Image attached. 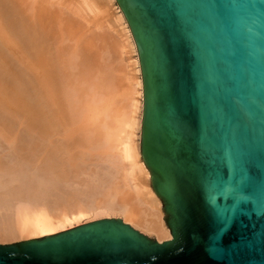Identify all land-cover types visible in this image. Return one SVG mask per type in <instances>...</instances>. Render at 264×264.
<instances>
[{
	"label": "water",
	"instance_id": "water-1",
	"mask_svg": "<svg viewBox=\"0 0 264 264\" xmlns=\"http://www.w3.org/2000/svg\"><path fill=\"white\" fill-rule=\"evenodd\" d=\"M142 159L171 238L121 218L0 243V264H264V0H116Z\"/></svg>",
	"mask_w": 264,
	"mask_h": 264
},
{
	"label": "bare ground",
	"instance_id": "bare-ground-1",
	"mask_svg": "<svg viewBox=\"0 0 264 264\" xmlns=\"http://www.w3.org/2000/svg\"><path fill=\"white\" fill-rule=\"evenodd\" d=\"M114 1L82 0L83 8H76L73 0H0V127L14 131L13 122L19 118L37 133L34 143L30 140L32 146L19 155L21 166L7 167L0 156V175L7 177L0 178V211L8 214L0 219L4 242L55 234L104 215L117 216L158 241L171 238L140 155L143 81L134 37L122 10H113L107 23L117 38L111 32L96 33L82 14L89 10L91 15L92 9L106 17ZM109 36L120 61L114 69L104 57L109 66L100 64ZM124 52L135 57H126L130 61L125 63ZM117 77L125 83L118 84L116 92ZM17 135L13 140L21 145ZM113 155L119 159L111 164L117 168L116 176L109 181L107 172L108 180H99L108 185L99 184L101 188L89 183L99 181L87 179L96 158L108 160ZM25 162L33 163L40 178L33 179L31 173V178L20 179ZM85 196H93L90 204ZM15 202H22L16 210Z\"/></svg>",
	"mask_w": 264,
	"mask_h": 264
},
{
	"label": "rangeland",
	"instance_id": "rangeland-1",
	"mask_svg": "<svg viewBox=\"0 0 264 264\" xmlns=\"http://www.w3.org/2000/svg\"><path fill=\"white\" fill-rule=\"evenodd\" d=\"M69 1L72 2V0H69ZM77 1H78V2H77ZM73 2H74V7H76V8H80V7H82V8H83V5L81 4L82 0H73ZM73 2H72V3H73ZM75 2H76L77 4H76ZM72 3H71V4H72ZM80 5H81V6H80ZM113 5H114V6H113ZM79 6H80V7H79ZM118 6H119V5H118L117 1L115 0V1L112 3V6H110V9H109V7H108V9L110 10L109 12L107 11L108 14H107V13H104L105 16L107 15L106 17H104L103 15H100V14H99V16H98L97 14L94 13V11H92V9H91V13H92V14L94 13L93 15H92V14L90 15V11H89V10H88V11H85V10H84V12H83L82 14L86 17V24H87L88 26H92V27H94L93 29H94V31H95L96 33H99V34H100V32H101L102 34H105L106 32H109V33L111 32L109 35L111 36V34H113V35H115V37L117 38V37H119V36H118V35L116 34V32L113 30L112 25H111V24L109 25V24H107V23H109L108 20H110L111 17H112V16H111V13L113 14V10H115V11H116V10H117V11L120 10V11H121L120 6H119V7H118ZM115 8H117V9H115ZM119 8H120V9H119ZM87 12H88V13H87ZM85 13H86V14H85ZM88 14H89V15H88ZM94 15H95V17H94ZM108 15H109V16H108ZM92 16H93V17H92ZM101 16H102V18H104V19L100 18L101 20L99 19V21H98V17H101ZM93 20H94V21H93ZM125 20H126V18H125ZM92 21L94 22V24H95V21H96V25H95V26H97V24H99V22H100V25H103V27L101 26L103 29L99 27L100 25H98L97 27H95V26L93 25ZM105 21H106V22H105ZM106 24H107V25H106ZM127 24H128V23H127ZM113 26H114V24H113ZM128 26H129V25H128ZM98 28H99V29H98ZM110 28H111V29H110ZM129 29H130V27H129ZM102 30H103V31H102ZM113 35H112V36H113ZM110 36H109V38L107 37L108 40H107V42H106V43H107V46L109 45V46L106 48V49H108V50H106V49L104 50V48H103V50L106 51L107 53H105V52L102 53L103 56H102V59H101V61H100V64H102V67H106V66H109L108 64L111 63L110 66H109V68H110V67L112 68V66H113L112 64H114V66H115V67L113 66V69H114V68H118V66H116V65H118V62H120V61H119V59H117V57H118V54H116L117 51L115 52V51H114V48H113V47H110V46H113V42H112V39H111ZM113 37H114V36H113ZM109 39H110V40H109ZM127 50H128V49H127ZM104 53H105V54H104ZM125 53H126V54H125ZM106 54H107V55L109 54L108 58H107V55H106ZM113 54H114V57H115V58L113 57ZM115 54H116V55H115ZM133 54H134V55H133ZM133 54H127V52H124L123 59H124V61H126L125 63H128L127 60L130 61L129 59H127L128 57H130V56H131V57H132V56L135 57V53H133ZM104 55H105L106 57H105ZM116 56H117V57H116ZM103 57L106 58V60L109 59V60H108L109 62L107 61L108 64H107V62L104 61V58H103ZM126 57H127V58H126ZM111 58H112V59H111ZM118 58H119V57H118ZM113 59H114V60L116 59L117 61H113ZM125 59H126V60H125ZM132 59H133V58H132ZM103 61H104V62H103ZM101 62H102V63H101ZM105 63H106V64H105ZM115 63H116V65H115ZM103 64H104V65H103ZM105 65H106V66H105ZM120 66H121V65H120ZM109 68H108V69H109ZM122 72H123V71H122ZM122 74H123V73H122ZM137 76H139L138 73H137ZM121 78H122V77H121ZM121 78H120V77H117L116 80H118V79L120 80ZM116 80H115V81H116ZM119 80H118V81H119ZM121 80H123V79H121ZM121 80H120V82H121ZM115 81H114V84H115L114 91L117 90L116 86H117L118 84H119L120 87L124 86L125 81H124V82H121V83H119V82L117 83V82H115ZM116 83H117V84H116ZM122 84H123V85H122ZM118 89H119L118 91L121 90L120 88H118ZM123 89H124V88H123ZM123 89H122V90H123ZM116 92H117V91H116ZM18 120H19V121H18ZM18 120L15 121V122H13L14 125H15L14 127H15L16 130L14 129V131H13V130H11V131L14 133L13 135H16V136H19V135H17V134L20 133V139H19L20 142H19V141H17V142L20 143L21 145L17 144L16 141L13 140L15 136L13 137L12 133H9L10 130L5 129V131L8 130V132H7V134H6V132L3 131L4 129H3L2 127H0V129H2V130L0 131V152L3 151L2 154L0 153V156L3 155V156H4V159L6 158V159H5V163H6V161H7L8 164H9V165H8V164L6 165L7 167H8V166L13 167V166H19V165L21 166V165H22V164H21L22 161L19 159V155H20L21 153H23V152L25 153L26 150H27V147L32 146V142L35 141L34 137H35L36 134H37L36 131L34 132V130H32V129L29 130V128L26 127V125H27L26 122H24V123H25V124H24L23 121H21L19 118H18ZM21 123H23V126L21 125ZM19 124H20V125H19ZM0 126H1V124H0ZM24 127H25V128H24ZM11 131H10V132H11ZM16 131H17V134H15ZM2 132H5L4 134H5L6 136H5V135H1V134H3ZM21 132L24 134L23 136H21V135H22ZM30 132H31V133L33 132L32 135L30 134ZM8 133H9L10 135H8ZM27 133H28V135H27ZM140 133H141V132H140ZM137 134H138V133L136 132L135 140L137 139V141H138V138H139V137L137 136ZM7 135H8V137H7ZM25 135H26L27 137H25ZM29 135H31V136H29ZM9 136H12V140H11V137H10V139H9ZM28 136H29V138H28ZM23 137H24L25 139H24ZM4 138H7L8 140H7V139L4 140ZM32 139H33V140H32ZM21 140H23V142H22ZM26 140H27V141H26ZM30 140H31L32 142H30ZM10 141H11V142H10ZM9 142H10V143H9ZM13 142H14V143H13ZM29 142H30V143H29ZM33 143H34V142H33ZM14 144H15V145H14ZM25 144H26V145H25ZM1 145H2V146H1ZM13 146H14V148H16V147H20L19 149H23V150H19V149H17V148L14 149ZM15 146H16V147H15ZM3 147H5L6 150H5V148H3ZM7 149H8V150H7ZM9 150H10V151H9ZM13 150H14V151H13ZM18 150H19V154L17 155ZM4 151H5V153H4ZM6 151H7V152H6ZM21 151H22V152H21ZM28 151H30V150H28ZM28 151H27V153H28ZM8 152H9V153H8ZM10 152H11V153H10ZM30 152H31V154H33L32 151H30ZM30 152H29V154H30ZM8 154H9V156H8ZM15 154H16V155H15ZM34 154H35V153H34ZM6 155H7V156H6ZM140 155H141V153H140ZM3 156H2V157H3ZM10 156H11V157H10ZM12 156H13V157H12ZM14 156H15V157L17 156V157L14 158ZM110 156H111V155H110ZM20 157H21V156H20ZM114 157H115V155H113V158L110 157L111 160H110V159L107 160V156H106L105 158H101V159H100V157H99V159L96 158L95 161H94L95 158H93L92 161H94L95 163H92V162H91V163H92L93 166H95V165H96V166L90 168V169H93V170L91 171L92 173H90L91 176H87V179L89 180V178H90V179L93 178V180H99V179H100V180L102 179L103 181H105L104 179L108 180L107 177H108L109 175H108L107 172H109V174H110V176H111V178L109 177V178H110L109 181L112 179V177L114 178V176H116L115 173L117 172V168H116L115 165H114V166H115V167H114V166L111 165V164H116V163H117L116 161H117V160L119 161V159H118L117 157H115V159H116V158H117V159L114 160ZM108 158H109V157H108ZM141 158H142V156H141ZM103 159H104V160H103ZM8 160H10V161H8ZM11 160H12V161H11ZM13 160H14V161H13ZM15 160H16V161H15ZM19 160H20V161H19ZM142 160H143V159H142ZM99 161H100V162H99ZM105 161H106V162H105ZM108 161H109V162H108ZM9 162H11V163H9ZM112 162H113V163H112ZM115 162H116V163H115ZM17 163H18V164H17ZM19 163H20V164H19ZM22 163H23V162H22ZM28 163H29V164H28ZM28 163L25 162V166L23 167V169H24L25 171H20L21 173L24 172V173L22 174L21 177L19 176L20 179L23 180L24 178L27 179L28 177L31 178V177H30V176H31V173L33 174V175H32V176H33V177H32L33 179H34L35 177H36L35 179L40 178V176L36 174V169H35L34 166L32 165L33 163H31V162H28ZM23 164H24V163H23ZM30 164H31V165H30ZM97 164H98V165H97ZM12 165H13V166H12ZM145 165H146V164H145ZM31 166H32V167H31ZM111 166H112V168H111ZM25 167H26V168H25ZM113 167H114V168H113ZM96 168H97V169H96ZM107 168H108V169H107ZM109 168H110V169H109ZM26 169L29 171V173H28V171H27ZM33 169H34V170H33ZM94 169H95V170H94ZM97 170H98V171H97ZM99 170H100V172H99ZM101 170H102L103 172H101ZM112 170H113V171H112ZM115 170H116V171H115ZM94 171H96V172L94 173ZM20 172H19V175H21ZM33 172H35V174H34ZM97 172H99V173H97ZM149 172H150V170H149ZM113 173H114L115 175H114ZM2 174H4V173H2ZM2 174H1V175H2ZM104 174H105V175H104ZM111 174H112L113 176H112ZM1 175H0V178H1ZM4 175H5V174H4ZM36 175H37V176H36ZM92 175H93L94 177H93ZM107 175H108V176H107ZM23 176H24V177H23ZM27 176H28V177H27ZM105 176H106V178H105ZM3 177L7 178L6 175H5V176H2V178H3ZM22 177H23V178H22ZM98 177H99V178H98ZM10 178H11V177H10ZM96 178H97V179H96ZM93 180H91V181H93ZM100 180H99V181H96L98 184H94V183H96L95 181H93V182H89V183H93V185H96V187H98L97 185H99V184H101V185L104 184V185H106V186L108 185V183H106L107 181L105 182V183H106V184H105V183H103V182L100 181ZM89 181H90V180H89ZM149 181H150V185L152 186L151 172H150V178H149ZM102 183H103V184H102ZM98 188H101L100 185H99ZM2 191H3V190H2ZM91 194H92V193H91ZM88 195H90V193H88ZM83 198H84V197H83ZM85 198H86V200H85V203H86V204H87V203L90 204V203L92 202V200H93V196H92L91 199L89 198V196H88V197L85 196ZM87 198H88V200H90V202L87 200ZM160 200H161V199H160ZM86 201H88V202H86ZM17 203H18V204H16V202L13 203V205H12L13 208H12V209H15V210H16L17 205H18V208L21 207L19 204H21L22 202H21V203L17 202ZM15 204H16V206H15ZM161 204H162V200H161ZM21 205H22V204H21ZM9 209H10V207H9ZM11 211H13V210H11ZM162 211H163V204H162ZM13 212H14V211H13ZM163 212H164V211H163ZM3 213H4L5 216L2 215ZM0 214H1V215H0V219H1V220H2V219L5 220V219H6V215L8 216L7 211H5V210L0 211ZM104 216H105V215H104ZM104 216H102V217H103V218H108V217H109V218H119V217H117V216H113V215H109V216L107 215L108 217H107V216L104 217ZM1 217H2V218H1ZM4 217H5V218H4ZM164 217H165V213H164ZM87 218H88V217H87ZM1 220H0V222L3 221V220H2V221H1ZM92 220H93V219H90V220L84 219V220H83V224L86 223L87 221H92ZM165 223H166V222H165ZM166 225H167V224H166ZM138 230H139V229H138ZM140 231H141V230H140ZM141 232H142V231H141ZM147 235H148V234H147ZM148 236H150V235H148ZM150 237H152V236H150ZM152 238H154V237H152ZM25 239H29V238H26V237H25V238L22 237V239L17 238V239H14V240H9L10 242H9V241H5V242H4V241L0 240V243H12V242L20 241V240H25Z\"/></svg>",
	"mask_w": 264,
	"mask_h": 264
}]
</instances>
